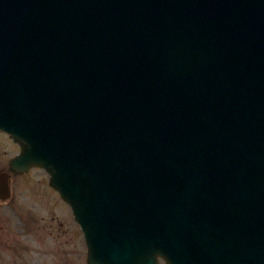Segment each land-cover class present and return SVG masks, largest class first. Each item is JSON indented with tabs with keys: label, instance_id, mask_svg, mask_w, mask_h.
Listing matches in <instances>:
<instances>
[{
	"label": "water",
	"instance_id": "water-1",
	"mask_svg": "<svg viewBox=\"0 0 264 264\" xmlns=\"http://www.w3.org/2000/svg\"><path fill=\"white\" fill-rule=\"evenodd\" d=\"M0 130L89 264H264V0H0Z\"/></svg>",
	"mask_w": 264,
	"mask_h": 264
},
{
	"label": "flooded vegetation",
	"instance_id": "flooded-vegetation-1",
	"mask_svg": "<svg viewBox=\"0 0 264 264\" xmlns=\"http://www.w3.org/2000/svg\"><path fill=\"white\" fill-rule=\"evenodd\" d=\"M37 171L0 172L11 176L9 188L0 185V264H88L84 232L68 209L62 216L61 197L49 184V178L48 182L44 180L46 176L41 180L47 183L49 194L57 196L55 206L42 198L43 185L20 183ZM29 190L41 198H23Z\"/></svg>",
	"mask_w": 264,
	"mask_h": 264
},
{
	"label": "rangeland",
	"instance_id": "rangeland-1",
	"mask_svg": "<svg viewBox=\"0 0 264 264\" xmlns=\"http://www.w3.org/2000/svg\"><path fill=\"white\" fill-rule=\"evenodd\" d=\"M11 142L8 140V138H6L5 136H2L0 134V144H4L5 147H0V172L3 170H8V168L10 167V164L12 161H14L15 159H17L20 156V153H16L15 150L16 149H12V146L10 145ZM8 148V149H7ZM12 149V151H11ZM42 173V172H41ZM45 176L44 174H40V173H36L33 172L31 173V175L25 179L23 182L21 181L20 183L22 184H26L27 186H34L35 182L37 184L43 185V190L42 188L40 189L42 191L41 195L42 198H45L47 201H52L51 205L55 206V200L57 199L56 195H50L49 192L47 191V183H43L41 178ZM46 180V179H44ZM23 198H41L39 195H36L29 190L28 192H26V195L23 196ZM54 200V201H53ZM63 207L65 208V205L62 203ZM67 215L66 211H62V216ZM71 215V214H70ZM64 220V218H63Z\"/></svg>",
	"mask_w": 264,
	"mask_h": 264
}]
</instances>
